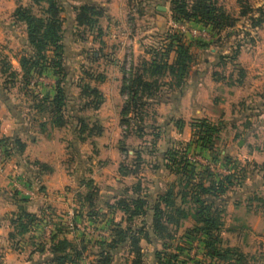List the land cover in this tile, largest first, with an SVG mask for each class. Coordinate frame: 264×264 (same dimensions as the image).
I'll list each match as a JSON object with an SVG mask.
<instances>
[{
	"label": "rangeland",
	"instance_id": "rangeland-1",
	"mask_svg": "<svg viewBox=\"0 0 264 264\" xmlns=\"http://www.w3.org/2000/svg\"><path fill=\"white\" fill-rule=\"evenodd\" d=\"M101 1L104 2L59 0L65 30L63 66L68 71L63 86L68 98L62 114L66 125L54 129L68 148L63 168L76 175L73 187H84L81 193L84 196L94 193L95 205L103 213L98 224L86 230L88 223L84 225L81 219L74 218L78 213L87 217L89 211L87 204H81L80 193L77 194L73 218L63 222L69 230L61 232L59 238L56 231L63 225L43 204L38 210V226H30L25 237L20 229L15 239L0 236V264H58L48 260L55 258L52 247L58 240L72 243L67 255L75 258L76 253L80 254L78 261L67 264H98V243L103 239L110 241V224L129 219L115 210L117 202L125 200L132 210L137 208L123 194L138 199L148 197L151 205L159 204L163 209L165 231L157 235L152 234L150 226L152 214L124 224L150 233V240H142L140 244L143 264H237L236 257L226 262L211 258L203 244L206 237L197 226V213L202 207L199 200L205 201L204 207L213 205L215 200L212 194H203L199 185L217 187L222 181L226 182L225 191L218 196L224 203L217 201L220 205L213 210L214 218L221 224V247L239 249L244 256L240 264H264L262 237L244 241L240 238L249 228L264 233V0H216L227 16L219 19L220 25L175 20L172 0ZM21 3L29 6L32 2ZM86 3H93L105 12L94 30L76 23L74 8ZM109 4L115 11H131L124 16L120 30L114 27L116 32L106 29ZM159 7H165L166 11H160ZM34 11L39 14L40 9L35 7ZM16 33L19 37L27 36L26 26L19 24ZM179 43L189 50L192 58L182 80L169 70L146 77L152 83L156 81L158 89L152 98L143 100L142 108L130 114L131 127L122 126L124 77H128L132 68L142 70L146 62H172ZM0 45V86L8 90L10 112L24 121L25 129L45 132L41 125L48 124V131L53 125L51 115L46 112L49 105L44 102L46 98L52 100L49 90L53 82L56 86L57 76L52 68L44 70V74L32 70L33 77L26 85L18 62L23 55H29V46L22 48L21 40L15 39L8 46ZM112 59H120L122 68L117 70L108 63ZM2 61L10 64L16 77L1 73ZM85 85L101 91L103 101L97 108L89 104L97 103V98L84 99ZM187 92L193 93L191 102L200 105L203 113L197 114L189 105L181 109V100ZM203 121L215 131L204 133L195 127ZM84 125L86 129L82 131ZM13 137L0 135V140ZM204 137H210V141ZM18 138L23 142L21 135ZM12 146L0 145V178L8 180L2 185L9 188L5 195L16 201V193L21 199H31L26 194L31 192L32 199H36L41 194L40 185L33 175L29 179L19 170V164L25 162V149L23 152L15 149L9 156L6 150ZM169 192L171 197L167 196ZM167 197L172 206L167 207L162 201ZM0 198V202L5 200ZM245 212L249 224L258 221V226L249 227L243 222ZM18 216L13 218L17 221ZM74 228L78 230V238L71 237ZM10 249L12 253L8 252ZM138 261L129 249H122L112 264Z\"/></svg>",
	"mask_w": 264,
	"mask_h": 264
},
{
	"label": "trees",
	"instance_id": "trees-1",
	"mask_svg": "<svg viewBox=\"0 0 264 264\" xmlns=\"http://www.w3.org/2000/svg\"><path fill=\"white\" fill-rule=\"evenodd\" d=\"M18 7L14 12V19L17 24H23L26 26L27 30V42L30 48L29 55H23L19 60V65L21 71L23 72V80L26 85L29 84L33 77L32 70H38L40 74H44V70L47 68H52L55 76H57L58 81L56 83V92L52 100L48 98L45 99L44 104L48 103L47 113L51 115L53 127L63 128L66 123L64 121V116L62 115L64 109L67 105L68 94L63 86L65 82V77L68 73L66 66H63V55L65 51V30H64V19L61 17L62 9L59 0H32L31 5L24 6L21 1L17 0ZM173 4V14L175 20L177 21H196L205 24H222L219 19L223 20L227 18L226 13L217 6L216 0H172ZM38 7L40 9L39 14H35L34 8ZM76 11V23L80 27H85L94 30L99 25V19L104 16V10L100 9L99 6L93 3H86L79 8H74ZM52 54V57L49 54ZM192 61L189 55V50L181 43L177 46L176 57L172 62L160 63L158 61H152L151 63H143L142 70L134 71V68L129 72L128 77H124L122 94L126 96L125 106L122 110V126L131 127V122L129 119L130 114L134 110L142 108L145 103V98H152L154 96V90L158 88L155 83L149 81L146 77L150 78L161 74L164 70H169V72L182 80L183 73L188 70V66ZM3 69L1 73L3 75H8L16 77V72L12 71V67L9 63L2 61ZM101 81H104V77H101ZM5 83V82H4ZM181 94L183 93L184 83L181 84ZM7 88L3 89V94H0L1 100L7 105L9 111H12V105L6 95ZM84 99L89 97L97 98V103H89L97 108L103 101V95L101 91L96 87H91L90 85H85L83 87ZM83 122V121H82ZM84 124V123H83ZM47 125H41V129L45 131ZM202 130V132L207 133L208 131H215L214 127H211L207 121H203L199 126H195ZM86 126H83L84 131ZM204 139L210 141V137H204ZM208 142V141H207ZM13 146H12V145ZM0 145L4 148H8L6 152L10 156L11 153L17 149L23 152L26 145L24 142L15 136L13 138H7L0 140ZM123 171V169H122ZM231 177L226 179L228 182ZM225 183L222 181L219 185L204 187L199 185V189L205 195L212 194L215 200L212 202L213 205L206 206L205 201H200L202 207L197 213V226H199L198 231H200L204 237H206L203 244L208 250V254L213 259H218L220 261L226 262V260H231V257L237 258V264L243 262V253L237 248H222L220 241L221 236V224L218 222L217 218L213 216V210L215 206H219L220 203H224L218 196L219 192L223 193L225 191ZM140 191V190H139ZM132 203L136 204L137 208L135 210L131 209L128 201L119 200L116 205L115 210H120L124 215L129 216L128 220L121 221L119 223H111L109 231L111 232L110 241L103 239L101 243H98L100 249L98 253V264H112L113 258L122 249H129L132 254L134 253L139 261L134 264H143L140 260L142 258L141 254V241L150 240V233L145 232L144 229H137L129 225L124 227L127 222L132 223V220L141 215L145 217L152 214L151 217V229L152 234L157 235L165 231L162 218L164 216L163 209L161 205H151L148 197L137 198L132 197L127 194L122 196ZM172 193H168L167 196L171 197ZM80 201L83 206L88 205L87 217L92 221H98L99 216L103 213L95 205V194L87 193L86 196L79 194ZM124 196V197H125ZM163 199L162 201L167 207L172 206L169 198ZM150 198V197H149ZM220 202V203H217ZM148 210L146 211V209ZM35 216L29 215L24 211L20 210L17 219V228L20 229V233H26L28 228L32 226ZM146 222V221H145ZM145 232V233H144ZM144 234V237H139V234ZM221 247V248H220ZM52 254L55 258L48 259L51 263L57 262L58 264H67L69 262L78 261L79 253L73 256L67 255L66 251L72 249V243L67 240H58L57 243L52 247ZM53 260V261H52Z\"/></svg>",
	"mask_w": 264,
	"mask_h": 264
},
{
	"label": "crops",
	"instance_id": "crops-1",
	"mask_svg": "<svg viewBox=\"0 0 264 264\" xmlns=\"http://www.w3.org/2000/svg\"><path fill=\"white\" fill-rule=\"evenodd\" d=\"M30 1L32 2V0ZM76 1L83 2L85 0H76ZM92 1L104 2L101 0H92ZM107 2H110V0H108ZM18 3L19 2L17 0H0V44H2V46L3 45L8 46L10 41L13 39L17 41L21 40V43L23 44L22 48L28 49L27 36L19 37V35L16 33V29L19 23L17 24V22H15L14 12L18 7ZM106 6L108 7L107 13L109 17L108 19L109 23L106 29L109 30V32L110 31L116 32V29L120 30L123 27L122 24L123 18L124 16L131 14L130 13L131 11L129 9H121L119 11L117 10L115 11V9L113 10V8H111L110 4ZM262 7L264 9V6ZM112 22L114 26H112ZM24 45L26 46L24 47ZM133 46L135 48V45ZM108 63L114 65L117 70L122 68L123 65V62H121L120 59L119 60L112 59ZM18 66L20 67L19 62H18ZM205 73L206 72H204V74ZM116 78L117 80H119L120 77H118L117 75ZM52 84L54 86L52 87V89L50 88L49 95L54 96L56 86L54 82ZM200 87L202 88L201 85ZM200 87L198 88L199 90L201 89ZM0 94H3V89L1 88V86H0ZM191 97L193 98V93L187 92L185 97L181 100L182 101L181 109H185L186 105L187 106L189 105L190 108L196 109L197 114L203 113L204 110H201L202 108L200 107V105L197 106L194 100L191 102ZM186 100L188 102L190 100L189 104L186 103ZM214 110L216 111V109ZM23 122L24 121L22 120L19 121L17 116H14L9 111V108L1 100L0 97V135L6 137L8 136L15 137L21 135V137H23L24 139L23 142L26 145L25 152L23 154V159H25V162H22L23 163L22 165L18 163L19 166L21 167V169L19 170H21L23 174H25V176L28 175V178L30 177L29 175L34 176L36 182L38 183V185H40L39 187L41 193L40 196H38L36 199H25V198L21 199L16 193L18 200L15 201L13 198H10L8 195H5V192H7L9 188L7 189V187H4L2 185L3 184L2 182L8 180L6 178L5 179L0 178V188H2L0 189V197L5 199V200L2 199L3 201L0 202V236H3L2 239L4 238L9 239V237L15 239L19 237L21 233L19 234V228L17 229L18 223L15 221L16 219L13 218L14 215L16 214L19 215L20 210H22L29 215L35 216V219H38L40 213V211L38 210H41L44 204V206H46L48 209H50L52 212L56 214V216L60 220L59 223H62L63 225L62 227H60L59 232L56 231L57 236L60 238L61 232L64 231L63 233H65L66 231L69 230L67 227H65L66 224L63 222L68 217L69 218L72 217L71 215L73 211L72 207L75 205L76 203L75 201H77V199L75 200L76 195L79 193L81 194L85 188L84 187L80 189L79 188L76 189V187L74 188L73 184L75 183V180H77L76 175L74 174V172L72 171L70 172L69 170H67V168L66 169L63 168V160H65V156L69 155V152L67 150L68 148L65 145L66 142H63V140L59 139L60 137L58 136L57 133L58 131L54 129V127L49 128L48 131H46L45 129V132H39L37 128L35 130L33 129L31 130L30 128L25 129L23 127L24 126ZM32 183L33 182H31V185ZM8 186H10V184ZM109 199L110 197H108V200ZM80 214L78 213L77 216H75L74 218L76 221L81 219L84 225H87L88 223V225L86 226L87 227L86 230H88L90 226H95V224H98L99 222V221H92L86 216H82V214L81 215ZM79 215L82 217L79 218L78 217ZM242 215H245L243 222H245L247 226L252 227L255 224L258 226V221L255 222V224L253 225L249 224L250 219L248 213L245 212L242 213ZM45 222L46 221H44V223ZM238 222L241 223L242 222L241 219L238 220ZM251 222H253V220ZM37 224H39V222L35 220L34 223L32 224V227ZM76 226H78V224ZM247 230L249 231L247 232L245 230L244 236L240 235V238H242V240L244 241L245 238L250 240V238L258 239V237L259 238L262 237L261 239L263 245H261V248L263 249V253H264V233L262 232L260 234L255 233L256 232L255 230H257V228H253L254 232L250 228ZM72 233L73 234L71 237L78 238L79 236L78 230L74 228V231H72ZM25 236L26 235H24L23 233V237ZM8 252L12 253V250L10 249L8 250ZM25 264H29V263H25Z\"/></svg>",
	"mask_w": 264,
	"mask_h": 264
},
{
	"label": "built area",
	"instance_id": "built-area-1",
	"mask_svg": "<svg viewBox=\"0 0 264 264\" xmlns=\"http://www.w3.org/2000/svg\"><path fill=\"white\" fill-rule=\"evenodd\" d=\"M194 34H197V33H194ZM194 162H196L195 160H193ZM26 194L32 199V197L34 196V193H28V192H26Z\"/></svg>",
	"mask_w": 264,
	"mask_h": 264
},
{
	"label": "water",
	"instance_id": "water-1",
	"mask_svg": "<svg viewBox=\"0 0 264 264\" xmlns=\"http://www.w3.org/2000/svg\"><path fill=\"white\" fill-rule=\"evenodd\" d=\"M160 11H166V8L165 7H159L158 8Z\"/></svg>",
	"mask_w": 264,
	"mask_h": 264
}]
</instances>
